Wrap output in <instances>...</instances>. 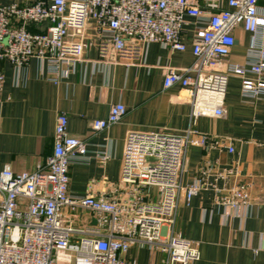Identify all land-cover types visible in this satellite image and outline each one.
I'll return each mask as SVG.
<instances>
[{"label": "built area", "instance_id": "built-area-1", "mask_svg": "<svg viewBox=\"0 0 264 264\" xmlns=\"http://www.w3.org/2000/svg\"><path fill=\"white\" fill-rule=\"evenodd\" d=\"M210 11L193 0H34L24 5L0 6V61L7 60L16 73L30 58L50 59L59 78L73 73L82 60L85 28L95 23L100 35L99 53L112 50L124 59L141 56L142 47L159 43L171 51H184L181 41L186 18L204 23L192 38L193 63L167 71L163 87L179 85L189 98L191 121L200 116L222 117L230 76L241 79V95L264 96V0H228L219 10L216 0H206ZM28 25H44L32 33ZM251 34L243 65L219 69L234 46V30ZM251 75V77H248ZM4 77L0 71V101ZM125 106H110L105 119L93 121L94 131L119 122ZM68 118L56 116L53 151L33 171H0V264H135L126 259L130 247L147 245L163 254L162 264H189L197 260L196 244L174 231L180 179L190 146L207 147L217 140L188 128L181 135L136 133L124 144L120 183L129 189L125 202L98 198L90 191L69 193L68 168L86 154L85 143L67 131ZM215 140V141H214ZM232 153L231 146H227ZM102 161L105 157H101ZM207 171L203 170L202 175ZM233 169H223L215 179L227 181ZM203 178L185 189V200L197 194ZM156 191L154 201L143 192ZM244 183H235L217 203L225 208L247 207ZM95 224L78 225L81 212Z\"/></svg>", "mask_w": 264, "mask_h": 264}, {"label": "crops", "instance_id": "crops-1", "mask_svg": "<svg viewBox=\"0 0 264 264\" xmlns=\"http://www.w3.org/2000/svg\"><path fill=\"white\" fill-rule=\"evenodd\" d=\"M34 0H0V6L33 3ZM219 10L228 0H216ZM210 11L206 0H193ZM264 15V1L258 3ZM204 23L190 18L182 26L184 51H171L159 43L142 47L138 58L124 59L112 50L99 53L100 35L89 21L82 40V60L75 71L54 84L56 69L50 59L32 57L18 73L7 60L0 61L4 77L0 101V171H33L53 151L56 116L68 118V133L82 140L86 154L68 168L69 193L90 191L98 198L125 202L129 189L120 183L125 139L131 132L181 135L188 128L217 140L207 147L190 146L181 175L179 206L174 231L196 244L197 260L189 264H264V96L241 95V79L230 76L222 117L200 116L191 121L187 92L179 85L164 89L168 70H181L193 61L192 38ZM44 25H28L42 31ZM235 43L219 69L227 64L243 65L251 34L241 26L234 30ZM251 77V75H248ZM121 103L126 114L103 131L93 130V121L105 119L110 106ZM214 140V141H215ZM232 153H228L227 146ZM101 157H105L102 161ZM233 169L227 181L215 179L223 169ZM206 170V175L202 171ZM203 178L201 189L187 203L185 189ZM244 183L248 206L225 208L217 200L235 183ZM154 201L156 191L143 192ZM78 225L92 224V216L81 212ZM126 259L135 264H162L163 254L147 245L135 244Z\"/></svg>", "mask_w": 264, "mask_h": 264}, {"label": "water", "instance_id": "water-1", "mask_svg": "<svg viewBox=\"0 0 264 264\" xmlns=\"http://www.w3.org/2000/svg\"><path fill=\"white\" fill-rule=\"evenodd\" d=\"M92 224H95V222L93 221Z\"/></svg>", "mask_w": 264, "mask_h": 264}]
</instances>
